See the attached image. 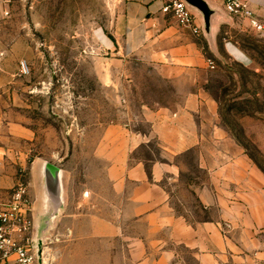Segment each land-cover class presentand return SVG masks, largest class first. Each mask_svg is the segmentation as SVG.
I'll list each match as a JSON object with an SVG mask.
<instances>
[{
  "label": "rangeland",
  "instance_id": "374dc122",
  "mask_svg": "<svg viewBox=\"0 0 264 264\" xmlns=\"http://www.w3.org/2000/svg\"><path fill=\"white\" fill-rule=\"evenodd\" d=\"M118 2L12 0L0 21L6 69L14 75L5 89L4 107L0 104V138L27 163L41 161L45 179L55 181L60 206L40 232L50 264H129L126 241L134 232L127 238L123 229L121 237L105 241L93 231L97 224L125 226L120 218L124 199L111 182L122 174L116 162L127 153L131 161L160 159L156 146L121 149L124 133L146 128L135 119L145 104L176 99L152 92L148 73L126 75L105 49ZM228 17L219 52L210 57L216 69L207 89L219 104L225 127L264 173V33L246 20ZM21 62H27L29 73H22ZM185 161L190 176H203L193 169L194 155ZM23 182L31 207V187L26 178ZM180 200L201 214L193 200Z\"/></svg>",
  "mask_w": 264,
  "mask_h": 264
},
{
  "label": "crops",
  "instance_id": "0c3cea01",
  "mask_svg": "<svg viewBox=\"0 0 264 264\" xmlns=\"http://www.w3.org/2000/svg\"><path fill=\"white\" fill-rule=\"evenodd\" d=\"M169 1L119 0L106 37L105 49L117 65L124 66L126 75L148 73L152 92L176 99L145 104L135 119L146 128L124 133L121 149L134 152L156 146L160 159L131 161L127 153L116 162L122 174L111 182L124 199L120 218L125 226L97 224L94 237L113 241L123 229L127 238L128 232H134L136 237L126 241L131 247L126 256L129 264H261L264 173L225 127L219 104L207 89L213 71L208 60L219 52L228 14L219 0H205L213 12L208 33L203 14L192 8L202 31L197 37L163 12ZM248 5L264 24V0H248ZM7 8L0 0V21ZM0 39V104L4 107L5 89L14 75L7 72L5 39L1 35ZM233 55L238 57V51ZM191 154L193 169L202 177L190 176L185 158ZM43 170L41 161L27 163L23 154L0 138V211L10 208L15 188L26 178L32 205L22 213L34 222L35 240L41 239L43 224L45 230L47 218L60 206ZM181 198L193 200L201 214L188 210Z\"/></svg>",
  "mask_w": 264,
  "mask_h": 264
},
{
  "label": "built area",
  "instance_id": "2783aa9c",
  "mask_svg": "<svg viewBox=\"0 0 264 264\" xmlns=\"http://www.w3.org/2000/svg\"><path fill=\"white\" fill-rule=\"evenodd\" d=\"M2 1L6 6L12 2ZM219 1L229 16L248 20L256 32L264 33V24L251 12L248 0ZM163 12L172 16L180 27L190 29L197 37L202 35L201 28L196 25L192 7L184 0H170ZM20 66L23 74L29 73L27 62H21ZM208 66L211 70L216 69L212 59L208 60ZM27 195L28 187L21 180L14 193L13 204L9 209L0 211V264H50L46 252L42 250V238L35 240L33 237V220L22 213L29 206Z\"/></svg>",
  "mask_w": 264,
  "mask_h": 264
},
{
  "label": "water",
  "instance_id": "95a60500",
  "mask_svg": "<svg viewBox=\"0 0 264 264\" xmlns=\"http://www.w3.org/2000/svg\"><path fill=\"white\" fill-rule=\"evenodd\" d=\"M187 2L192 8L197 9L199 12H201L204 16L205 26H206V32H210V26H211V17L213 15L212 10L210 9L209 5L205 0H184ZM48 173V171H47ZM48 175V174H47ZM48 183L50 185V188L54 194H58L55 188V181L54 179H50L49 176H47ZM57 182V181H56Z\"/></svg>",
  "mask_w": 264,
  "mask_h": 264
},
{
  "label": "trees",
  "instance_id": "16d2710c",
  "mask_svg": "<svg viewBox=\"0 0 264 264\" xmlns=\"http://www.w3.org/2000/svg\"><path fill=\"white\" fill-rule=\"evenodd\" d=\"M252 159V158H251Z\"/></svg>",
  "mask_w": 264,
  "mask_h": 264
}]
</instances>
